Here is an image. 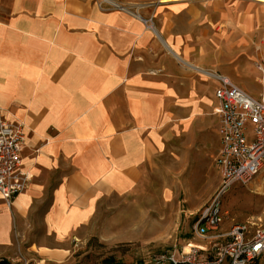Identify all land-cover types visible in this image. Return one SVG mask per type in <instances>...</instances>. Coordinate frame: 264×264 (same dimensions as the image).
<instances>
[{
    "label": "crops",
    "instance_id": "crops-1",
    "mask_svg": "<svg viewBox=\"0 0 264 264\" xmlns=\"http://www.w3.org/2000/svg\"><path fill=\"white\" fill-rule=\"evenodd\" d=\"M107 1L0 0V107L25 129L32 176L12 207L0 195L3 264H63L99 203L141 185L170 128L216 115L219 82L193 51L221 25L264 33V0Z\"/></svg>",
    "mask_w": 264,
    "mask_h": 264
},
{
    "label": "rangeland",
    "instance_id": "rangeland-1",
    "mask_svg": "<svg viewBox=\"0 0 264 264\" xmlns=\"http://www.w3.org/2000/svg\"><path fill=\"white\" fill-rule=\"evenodd\" d=\"M216 29L217 45L208 52L193 51L196 58L210 63L208 70L236 81L242 76L240 86L258 98L264 88L256 61L264 59V33L243 37L231 31L229 24ZM212 92L213 88L209 98ZM208 107L186 125L170 128L134 192L99 203L92 222L74 238L63 264H103L109 258L120 264H144L154 255L179 253L189 244L202 243L194 237V226L221 186L219 122L213 106ZM222 207L228 213L226 228L263 219L264 167L252 182L230 188ZM259 264H264V256Z\"/></svg>",
    "mask_w": 264,
    "mask_h": 264
},
{
    "label": "built area",
    "instance_id": "built-area-1",
    "mask_svg": "<svg viewBox=\"0 0 264 264\" xmlns=\"http://www.w3.org/2000/svg\"><path fill=\"white\" fill-rule=\"evenodd\" d=\"M104 3L108 1L99 0L101 9ZM110 8L128 10L117 4ZM256 67L262 73L264 88V61H258ZM203 72L219 82L215 97L219 103L216 115L221 147L217 164L221 186L194 226V237L202 243L189 244L188 252L186 247L179 253L154 255L144 264H257L264 256V217L226 228L228 213L222 207V198L230 188L252 182L264 167V90L257 98L216 71ZM25 145L23 125L8 121L0 107V195L8 207L32 181L23 168Z\"/></svg>",
    "mask_w": 264,
    "mask_h": 264
},
{
    "label": "trees",
    "instance_id": "trees-1",
    "mask_svg": "<svg viewBox=\"0 0 264 264\" xmlns=\"http://www.w3.org/2000/svg\"><path fill=\"white\" fill-rule=\"evenodd\" d=\"M103 264H120L117 263L115 260H113L112 258L106 259Z\"/></svg>",
    "mask_w": 264,
    "mask_h": 264
},
{
    "label": "bare ground",
    "instance_id": "bare-ground-1",
    "mask_svg": "<svg viewBox=\"0 0 264 264\" xmlns=\"http://www.w3.org/2000/svg\"><path fill=\"white\" fill-rule=\"evenodd\" d=\"M203 73H204V72H203ZM188 251H189V247L186 248V252H188Z\"/></svg>",
    "mask_w": 264,
    "mask_h": 264
}]
</instances>
